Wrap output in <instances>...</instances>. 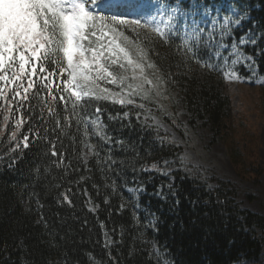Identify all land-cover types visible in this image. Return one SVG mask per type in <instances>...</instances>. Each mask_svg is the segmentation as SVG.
I'll return each instance as SVG.
<instances>
[{
  "label": "trees",
  "instance_id": "trees-1",
  "mask_svg": "<svg viewBox=\"0 0 264 264\" xmlns=\"http://www.w3.org/2000/svg\"><path fill=\"white\" fill-rule=\"evenodd\" d=\"M192 1L226 2L244 14L236 34L255 37L246 50L264 78V0ZM97 37L90 39L98 49L111 39ZM180 44V33L168 34L152 52L162 73L179 71ZM194 54L203 57L204 50ZM110 70L117 75V66ZM63 78L53 81L59 86ZM186 82L190 123L205 119L222 137L229 97L213 81L182 77ZM0 87L9 96L0 100V264H161L153 245L169 264H264V216L242 207L238 184L186 163L184 146L145 120L139 106L109 100L73 109L67 93L40 89L20 108L12 84ZM95 118L101 130L92 132ZM87 144L93 152L86 160ZM230 156L243 180L261 183L264 166L248 139H235Z\"/></svg>",
  "mask_w": 264,
  "mask_h": 264
},
{
  "label": "rangeland",
  "instance_id": "rangeland-1",
  "mask_svg": "<svg viewBox=\"0 0 264 264\" xmlns=\"http://www.w3.org/2000/svg\"><path fill=\"white\" fill-rule=\"evenodd\" d=\"M173 1L175 2L128 0L134 5L127 9L133 13L130 19H140L144 24L148 19L156 18V23L124 32L130 34H125L131 39L126 45L130 59L142 65L143 75L152 83H144L139 75L140 69L134 70L133 67L127 66L126 61H122L126 68L118 69L117 75L125 78V88L116 99H132L133 104L142 110L140 114L145 120L169 132L174 140L184 146L183 158L186 163L198 166L206 176L216 173L223 179L238 184L241 192L237 200L242 207L264 216V175L260 184L254 183L249 177L243 180L230 156V148L235 145V139L242 142L248 139V144L254 146L255 155L264 166V78L258 74L254 56L246 50L255 44V37L250 32L237 36L236 30L241 26L244 14L229 3L222 2L206 7L192 0ZM111 14L114 13H109ZM168 15L174 16V20L166 30L167 35L180 33L182 48L177 52L179 71L166 75L154 62L152 52L159 49L160 42L165 37L153 29L157 26L163 29L160 22H167ZM224 17L230 18L226 28L223 27ZM108 44L109 42L102 49L104 55L109 54ZM233 45L240 56L235 65L232 60L237 59V53L233 52ZM189 48H192V51H189ZM200 48L204 50L203 57L194 54V50ZM149 64L153 67H148ZM209 64L212 67H208ZM232 72H235L239 79L231 78ZM226 73L229 74L228 77L225 76ZM182 77H194L200 82L213 81L220 85L223 93L229 97L230 105L222 137L215 138L205 119H196L194 124L190 123V110L185 102L188 83L183 86ZM107 84L112 92H121L117 85L108 82ZM137 84H142L143 93L140 96H127V85L135 87ZM90 123L92 132L101 130L99 118ZM252 132L253 135H250ZM92 152V145L87 144L83 157L89 159ZM249 193L255 198H248ZM152 256L161 264H169L155 245L152 246Z\"/></svg>",
  "mask_w": 264,
  "mask_h": 264
},
{
  "label": "snow or ice",
  "instance_id": "snow-or-ice-1",
  "mask_svg": "<svg viewBox=\"0 0 264 264\" xmlns=\"http://www.w3.org/2000/svg\"><path fill=\"white\" fill-rule=\"evenodd\" d=\"M131 7L134 5L128 0H0V82L12 84V100L20 98L14 107L23 108L24 102L30 98V92L33 97L39 96L40 89L67 93L68 97L74 98L73 109L90 101L111 100L121 105L133 104L132 99H116L125 88V78L114 74L110 68L115 65L118 69H125L122 61H126L127 66L134 70L140 69L139 75L144 83H152L143 75L142 65L130 59L122 38L125 30L146 27L156 23V18L152 17L144 24L140 19H130L133 13L127 9ZM101 9L114 14H100ZM173 20L174 16L168 15L167 22H160L163 29L157 26L153 30L166 36V30ZM229 22L230 18L224 17L223 27L226 28ZM109 36V54L106 56L102 50L105 46L101 44L98 49L90 37H97L99 41ZM233 52L237 53L235 45ZM239 58L237 53V59H233L232 64H237ZM148 67L153 65L149 64ZM54 76L64 77L59 86L53 81ZM230 77L239 79L235 72L230 73ZM100 82L117 85L121 92L102 88ZM127 87L129 97L140 96L144 91L142 84ZM0 100H9L4 87H0ZM59 100H65V96H59ZM96 111L99 112L100 108ZM21 123V120H17L16 126L19 127ZM28 140L29 137L24 136V147H28ZM51 154L57 155L55 151ZM151 167L157 168V165ZM64 199L68 200V197L64 196Z\"/></svg>",
  "mask_w": 264,
  "mask_h": 264
}]
</instances>
